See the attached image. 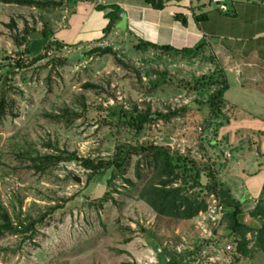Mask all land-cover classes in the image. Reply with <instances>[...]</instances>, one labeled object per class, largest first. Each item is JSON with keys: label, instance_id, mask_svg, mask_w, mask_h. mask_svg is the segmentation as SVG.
I'll return each mask as SVG.
<instances>
[{"label": "rangeland", "instance_id": "1", "mask_svg": "<svg viewBox=\"0 0 264 264\" xmlns=\"http://www.w3.org/2000/svg\"><path fill=\"white\" fill-rule=\"evenodd\" d=\"M37 1L46 5L29 8L0 3V100L4 98L7 103L0 120V208L13 221L19 216L25 223L40 219L54 207L62 209L45 220L32 240L1 237L0 264H165L169 252L185 254L188 260L203 251L206 232L211 229L206 228L208 216L199 214L187 222L161 219L138 199L139 157L132 158L124 177L134 187L117 178L113 199L102 201L108 192L109 172L87 185L88 172L78 164L61 163L42 173L32 168L28 156L61 151L83 159L108 160L122 145L149 142L169 147L202 170L203 189L190 193L212 205L204 189L210 183L206 168L214 167L216 172L221 152L217 145L219 121L229 118L220 113L209 119L208 103L218 89V85H211L212 78L218 81L216 63L157 50L138 52L135 41L121 34L62 43L58 37L77 20L79 4H98L100 0ZM24 30L30 36L19 47L16 38ZM44 30L51 32L47 39L42 36ZM50 43L54 46L46 59L25 68L17 66L20 55L31 60ZM95 47L109 48L113 53L90 55ZM189 84L197 85V90H191ZM237 90L234 83L228 98L234 96L254 105L256 114L264 112V107L259 108L264 100L258 95H237ZM135 109L178 114L138 133L124 119L125 113ZM249 139L243 140V150H254L255 143L249 145ZM21 152L26 153V160L19 158ZM140 169L145 177L152 173L145 164ZM71 174L81 178L82 184L74 182ZM263 183L264 172L248 180L254 188L250 192L255 195ZM81 197L84 203L77 202ZM258 203L242 205L240 217L255 229L264 224L250 216ZM217 236L218 243H213L216 248H205L207 258L214 261L211 264H264L257 233L247 235L253 252L240 262H236V249L222 251L228 244L236 248L227 220Z\"/></svg>", "mask_w": 264, "mask_h": 264}, {"label": "crops", "instance_id": "2", "mask_svg": "<svg viewBox=\"0 0 264 264\" xmlns=\"http://www.w3.org/2000/svg\"><path fill=\"white\" fill-rule=\"evenodd\" d=\"M162 1V10L147 5L144 0L81 3L77 20L59 35V41L71 45L102 39L109 21L106 12H99L97 6L118 5L126 15L124 32L118 29L112 34L124 35L136 44L150 43L179 51L189 49L198 53L193 59L209 62L212 59L215 67L223 70L229 87L225 107L220 112L229 118L223 123L219 121L222 125L217 139L221 149L215 165L217 178L232 199L244 207L258 203L264 200V183L254 195L248 180L264 172V112L256 114L257 107L234 96L229 99L228 94L235 83L237 95L254 93L264 100V0ZM177 16L184 17L187 25ZM196 17L206 19L198 23ZM257 136H261L260 141ZM248 138L249 145L255 143L254 150L242 149L243 140ZM226 153L230 154L229 158L224 156Z\"/></svg>", "mask_w": 264, "mask_h": 264}, {"label": "trees", "instance_id": "3", "mask_svg": "<svg viewBox=\"0 0 264 264\" xmlns=\"http://www.w3.org/2000/svg\"><path fill=\"white\" fill-rule=\"evenodd\" d=\"M147 5L152 6L157 10L163 9L162 0H144ZM2 4H13L22 7H34L42 8L46 3L38 2L37 0H0ZM99 12H106L105 18L109 21L106 28L103 30V38H108L114 31L120 29L124 32V24L126 15L123 9L118 5H100L97 6ZM179 21L184 26L187 25V21L184 17L177 16ZM206 17H196L198 23L204 21ZM12 27L16 25L13 22ZM51 32L44 30L42 36L49 38ZM30 33L27 30L23 31L21 36L16 38V42L19 47H22L28 40ZM54 46L50 43L44 48V52L31 60H25L20 55L17 61L19 68H25L36 62L46 59V53ZM58 48L62 47L58 45ZM200 48V47H198ZM138 52L147 53L151 50L161 51L165 54L183 55L189 58L197 57L198 53L186 49L175 50L171 47H156L150 43L140 42L135 46ZM110 54L113 53L112 49H103L101 47H95L90 51L91 54ZM212 63H215L212 59H209ZM61 62L60 60H56ZM215 75L218 76V81L214 82V78L211 79V85H218V89L211 95L210 106L211 114L209 119L217 117L222 109L225 107V94L228 91V82L222 69L217 67ZM204 80V79H203ZM202 81V80H201ZM198 81L199 84H202ZM198 84V83H197ZM191 90H197V85L189 84ZM6 100L2 98L0 100V120L5 116ZM178 113L163 114L160 112H151L147 110L133 111L130 114H124L125 124L136 132H142L146 126L152 127L159 121H168ZM26 153L21 152L19 158L26 160ZM29 162L36 172H46L50 167L57 166L61 163H75L83 167L88 172L87 185H89L96 177L110 173L111 177L108 181V192L102 198V201H110L113 199L115 193L114 183L117 178L124 180L125 184H129L134 187V183L131 180L124 179L126 171L132 162L133 157H139L141 160L137 164L136 176L141 181V187L138 191V199L143 201L159 218L176 222H187L196 218L201 213H206L209 205L206 200H201L194 195H191V190L195 188L203 189L201 181L202 170H200L196 163L188 157H183L179 153H174L169 147L158 146L149 142H145L140 146H128L122 145L118 148L115 156L111 159H83L76 153L61 152L56 154L39 155L35 157L29 155ZM21 160V159H20ZM145 164L152 169V173L149 177H145L140 169L141 165ZM215 169L207 167V177L210 183L205 186V192L207 197L211 195H217L221 198L225 209V220L228 222L229 230L234 238V244L236 245V262H240L242 259L249 258L253 252L249 248L250 241L247 240L248 234L257 233V242L259 249L264 250V224L261 228L255 229L253 225L243 223L240 221V217L243 215L242 203L235 201L230 196V193L222 188V185L218 181ZM62 209V207H54L48 213L44 214L40 219L25 223L19 216L13 221L6 210L0 208V238L5 235L11 236H23L24 239L32 240L38 232V228L45 222V220L53 213ZM250 216L254 219H260L264 222V205L260 201L257 206L250 213ZM169 262L165 264H189L190 259L185 254L178 256L176 253L169 252ZM190 256V255H189ZM188 256V257H189Z\"/></svg>", "mask_w": 264, "mask_h": 264}, {"label": "built area", "instance_id": "4", "mask_svg": "<svg viewBox=\"0 0 264 264\" xmlns=\"http://www.w3.org/2000/svg\"><path fill=\"white\" fill-rule=\"evenodd\" d=\"M200 131H202V129L200 128ZM224 156H226L227 158L230 157V154L226 153L224 154ZM214 169V167H213ZM211 201H212V205H209L208 210L206 213H201L200 215H205L208 216V218L206 219V228L208 229L209 227H211L209 233H207L206 236V242H205V247L204 250L195 254L189 261V264H211V261H213L212 257L211 258H207L208 256V252L205 251V248L211 247L212 249L216 248L214 247L216 243H218V232L221 229L222 226V222L225 219V209H224V204L221 200L220 197H218L217 195H211ZM214 243V244H213ZM224 253H231L235 251V248L233 247V245H226L224 247V249L222 250ZM220 252V251H218ZM214 258V257H213ZM210 259V261H209ZM208 260V261H207Z\"/></svg>", "mask_w": 264, "mask_h": 264}, {"label": "water", "instance_id": "5", "mask_svg": "<svg viewBox=\"0 0 264 264\" xmlns=\"http://www.w3.org/2000/svg\"><path fill=\"white\" fill-rule=\"evenodd\" d=\"M71 179L76 182L77 184H82V179L77 177L75 174H71ZM85 198L81 197L77 199V202L84 203Z\"/></svg>", "mask_w": 264, "mask_h": 264}]
</instances>
